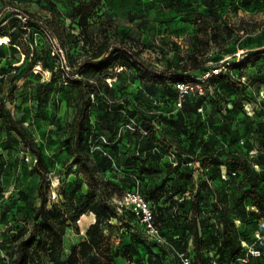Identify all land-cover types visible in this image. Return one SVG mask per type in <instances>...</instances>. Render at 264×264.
Instances as JSON below:
<instances>
[{
  "label": "rangeland",
  "instance_id": "374dc122",
  "mask_svg": "<svg viewBox=\"0 0 264 264\" xmlns=\"http://www.w3.org/2000/svg\"><path fill=\"white\" fill-rule=\"evenodd\" d=\"M73 1L0 0V18L14 17L16 10H22L41 22H50V26L59 32L62 40V49L57 50L58 44L49 38L50 33L47 32L40 38L36 36L35 42L50 67L42 69L38 63L26 65L24 62L12 85L13 68L22 62L23 51L21 48L13 49L15 45H11L7 39V43L0 49V101L46 158L50 182L47 208L56 205L64 214H70L73 202L67 198L72 196L75 184H79L82 192L89 187L97 191L92 182L89 183L77 172L76 157L67 151L73 146L70 135L77 102L76 90L69 79L70 70L89 56L91 40L106 36L113 48L137 54L138 59L151 70L162 72L170 66L179 73L181 70L188 71L190 67L187 58L193 44L190 36L196 30L194 21L207 18L216 27L226 25V28L220 27L217 30L218 40L211 41L208 53L204 56L211 59L221 48L230 50L219 63H224L230 73L238 75L243 86L240 93L251 100L250 103H244L243 112L247 105L253 112L258 107L264 109V84L259 87L257 85L259 79L264 80V55L258 53L264 49V0H219L220 4L211 14L201 6L200 0H103L97 13L89 21L91 37L87 42L76 27L70 26V21L65 17L67 8ZM230 30H233L231 35L228 34ZM4 32L11 34L14 28L5 26ZM67 34H71L72 38L69 39ZM12 35L17 36L25 48L28 46V37L24 38L16 32ZM200 38L203 40L202 35ZM203 44L205 41L202 46ZM112 57L110 66L102 75L112 88L114 97L121 96V102L128 100L131 104L138 105L147 116L159 120L155 123L161 128L162 135L184 154L178 160V170L174 173L167 170L166 165L171 158L164 153L163 147L155 146V157L145 156L140 151L142 142L137 139L140 137L139 129L143 127L137 118L123 108L111 113L112 116L117 115L114 117L117 119L116 135L111 138L102 128L103 113L111 97L101 93L103 99H92L87 130L90 137L88 152L99 167L96 176L104 196L111 202L127 189H135L148 195L156 220L168 229V239L177 245L179 252L189 253L192 248L191 236L189 232L182 233L181 225L175 227L172 224V216L180 214V221L185 222L195 214L192 200L197 198L202 180H207L214 190L222 192L226 189L229 196L234 193V200H238L240 194L236 184L224 185V180L230 176L229 165L222 153H245L247 114L237 110L228 117L232 122L223 125L227 121L223 116L226 106L223 101H231L233 97L226 96L227 90L222 82L218 84L223 94L217 99L220 109L203 100L198 101L196 112L189 108L176 114L173 99L161 97L159 84L139 81L133 65H126L129 61L123 51L114 53ZM210 65L211 63H207L203 69ZM198 73L199 71L195 72ZM193 74L183 72L184 76L192 77ZM73 77L78 78V75L74 72ZM149 93L150 96H147ZM189 100L193 102L195 99ZM230 101H226L228 107H231ZM102 138L111 144L102 142ZM200 138L214 143L219 156L202 155L196 147L191 151L187 150L193 140ZM247 156L255 158L257 150L254 148ZM209 158L218 159L211 162L212 159ZM33 163L34 158L27 144L14 133L7 132L0 119V214L3 236L7 240L11 239L16 230L31 227L32 209L39 206L36 193L38 176L30 174ZM254 169L259 170L257 166ZM231 199L227 203L232 217L235 215V201ZM207 200L211 202L208 196ZM250 210L253 208L247 206L246 213ZM80 218L75 225L65 230L62 259L67 258L74 244L85 239V231L94 221V216L90 213ZM204 218L208 224L202 229L208 230L207 227L214 224L217 226L216 230L225 236L219 214L206 215ZM244 218V222L234 220L233 224L247 251L236 260L227 261L219 258L218 251L212 249L210 264H258L248 250L251 246L261 245L259 242L263 240L264 222L260 219L252 221L247 214ZM211 231L214 229L209 230ZM257 234L260 239L256 237ZM103 236L109 248L117 252L115 264L152 262L148 259V249L139 234L119 220L112 219L104 225ZM1 249L11 252L13 244L8 243ZM169 262H176V259H169ZM41 264H48L43 255ZM259 264H264V260Z\"/></svg>",
  "mask_w": 264,
  "mask_h": 264
},
{
  "label": "trees",
  "instance_id": "16d2710c",
  "mask_svg": "<svg viewBox=\"0 0 264 264\" xmlns=\"http://www.w3.org/2000/svg\"><path fill=\"white\" fill-rule=\"evenodd\" d=\"M102 1L103 0H74L67 8L65 17L70 21L71 27H76L80 31L85 42L91 37V24L89 21L97 13ZM200 1L201 6L205 8L209 14L214 12L220 4L219 0ZM17 11L18 10L15 11L14 15ZM19 11L25 15V22L19 20L15 16L7 18L3 16L0 18V38L7 39L11 45H15L13 49L21 48L23 51L22 62L13 68L11 85L20 74V67L24 62L26 65L38 63L42 69H48L50 67L46 62L45 56L40 52V47L37 42H35L36 36L40 38L41 35H46L48 32L51 34V37L50 34H48L49 38L53 39L58 44L59 48H57V50L62 49V40L59 38V32L50 26V22H41L29 13L22 10ZM53 18L56 19L54 16ZM213 22L216 23L217 20H213ZM193 24L196 30L190 36L193 44L187 58L190 65L188 71L181 70V72L178 73L177 70L175 71V69L170 66L166 67L162 72L153 71L138 59L137 54L126 49L118 50L113 48L106 36L93 41L91 40L89 56L86 60L74 65L73 69L70 70L71 75L69 79L76 90L77 102L74 108L72 131L70 135L73 146L68 148L67 151L71 156L76 157V164L78 166L77 172L82 174L84 179L89 183L92 182V185L96 186L97 191L89 187L85 192H82L79 184H75V190H73L72 196L67 198V200L73 202L71 213L68 215L64 214L56 205H51L50 208H47V190L50 187V182L48 179L49 170L46 158L27 131L20 123L12 118L8 110L4 108L3 102L0 101V119L5 126V130L14 133L23 140L34 158L30 174L38 176L36 193L39 199V206L32 209V216L30 218L31 227L29 229L23 227L16 230L15 234H12L10 240L2 236L0 252H6L4 249H1L2 246L8 245V243L13 244V249L11 252H8L10 253V259L7 264H41L42 255L45 257L48 264H80L81 262H85V264H115L114 260L117 252H113L109 248L103 236V226L112 219H117L121 224L132 227L139 234L148 249V259L152 260L150 264H175V262L168 263L169 259H175L174 251L149 242L136 226L132 214L129 212L119 214L116 211L114 203L104 196L102 186L96 176L97 173H99V167L88 152L90 137L87 134V130L92 99H103L101 93L109 95L111 100L107 102V109L103 113L102 120L104 125H102V128L113 138L116 135L115 123L117 122V119L114 117L117 115L113 114L112 116L111 113L117 112V109L123 108L126 112H129L130 115L137 118L143 127L142 129L146 131L145 136L140 134V137L137 138L138 141L140 140L142 142L140 151L144 152L145 156L148 158L150 156L155 157V146L163 147L164 153L169 157V153L174 155V158H171L170 162L166 165L168 172H176L178 170V168H176L178 166V160L183 156L184 152L178 151V149L162 135L161 128L156 124L159 120L156 121L155 117L147 116L138 105H133L128 100L121 102V96L117 98L114 97L113 90L106 82V78L102 73L110 66L113 60L112 55L118 51H123V55L127 57L129 61L126 65H133L139 75L138 80L152 85L159 84L161 87V97L164 99L172 98L174 103L173 106L175 107V100L177 97L175 85L179 82L196 81L199 76L211 67V65L221 64L219 61L230 52V50L221 48L220 52H216L211 59L204 56L208 53V47L211 41L218 40L217 34L219 31L217 30L220 27V29L226 28V25L216 27L211 23V20L207 18L195 20ZM5 26L14 28V32L18 35H22L24 38L28 37V46L25 48L18 40V37L12 35L14 32L6 34L4 32ZM232 32L233 30H230L228 34L231 35ZM200 35L203 36V40H201ZM67 37L71 39L72 35L67 34ZM203 41H205V44L202 46ZM198 43H200L201 46L198 47ZM1 46L2 45H0V49ZM258 53L264 55V49L260 50ZM207 63H211V65L203 69ZM198 71L199 73L195 74V72ZM74 72L78 75V78L73 77ZM183 72L194 74L192 77L184 76ZM259 76L261 77L262 73H260ZM220 82H222L227 90L226 96L233 97L231 101H223V104H226V106H224L223 116L227 119L223 125H229L232 122V119L228 117H231L237 110L246 114L245 111L243 112V105L244 103H250L251 100L240 93L241 90H243V86L238 75L235 76L233 73H220L202 82L201 84L205 93L204 96H186L181 107L178 109L175 108L177 111L176 114L181 113L182 110L187 111L189 108H191L193 112H196L198 101L203 100H206L209 105H213L214 108L220 109V104L217 100L219 99V95H223L221 94V87L218 86ZM262 84H264V80L259 79L257 84L258 87ZM119 91L120 89H118V92ZM146 95L150 96V93ZM193 98L195 99L193 102L189 100ZM187 100H189V102H187ZM226 101H230L231 107L227 106ZM112 109L114 110L113 112ZM1 111L4 112L2 113ZM245 119L247 125V139L244 141L245 153L237 154L236 152L230 151L222 153L225 157V161L229 165L228 175L230 176L231 173L235 174L234 177H227L226 180H224V185L229 186L230 183L236 184V188L240 194L238 200H234V193L229 196L226 189L222 192L214 190L207 180H202L197 190V198L195 197V199L192 200V208L195 214L185 222L180 221V214L172 216V224L175 225V227L181 225L182 233L189 232L191 236L192 248L188 253L191 264H210V259L213 256L211 253L212 249L218 251V257L221 259L223 258L227 261L236 260L238 256L247 251V248H244L241 244L242 240L239 239V235L233 224L234 220L244 222V216L247 214L251 217L252 221L260 219L264 222V109L259 107L255 108L253 115L251 117L246 115ZM251 136L252 138H250ZM106 143L108 145L110 142ZM194 147H196L202 155H208L210 157L217 155L215 144L201 138L193 140V142L189 144L187 150L191 151ZM254 148L257 150V156L255 158H248V152L252 151ZM114 158H116V156H114ZM209 159H212L211 162H214L218 158ZM173 161L177 163L176 166H173ZM254 166H257L259 170L256 171ZM124 191L137 190L127 189ZM179 192L180 191H175V193ZM139 193L151 203L148 195L141 192ZM221 193H223V195ZM207 196L211 198L210 203L207 200ZM229 198L235 201V215L232 217L230 216L231 211L227 203ZM247 206L254 209L246 213ZM151 208L154 221L159 227L162 235L171 243L173 249L178 251L176 249L177 245L167 237V227L161 226L156 220V213L152 203ZM88 213L94 216V221L86 229L85 239L74 244L67 258L62 259L63 236L66 228L75 225L80 216V219H82L85 217V214ZM216 214L222 217L220 225L225 229V236L219 233V230H216L217 226L214 224H210V226L207 227L208 230L202 229L203 226L205 227L208 224V222L206 224L205 221L207 220L204 217L206 215L214 216ZM211 229H214V231L209 232ZM262 233L263 240L259 242L261 245L253 246L260 253L259 256L255 257L258 264L261 260H264V231H262ZM201 234L206 236V238L203 239ZM257 242L258 240L254 243ZM154 248L157 251V255L155 256L152 254V249ZM0 264H5L1 257Z\"/></svg>",
  "mask_w": 264,
  "mask_h": 264
},
{
  "label": "built area",
  "instance_id": "2783aa9c",
  "mask_svg": "<svg viewBox=\"0 0 264 264\" xmlns=\"http://www.w3.org/2000/svg\"><path fill=\"white\" fill-rule=\"evenodd\" d=\"M15 17L23 22L26 21L25 15L22 14V12L19 10L16 12ZM220 73H230L229 69L224 63H221L219 65H211V67L201 76H199L196 81H186L177 83L175 85V89L177 91V97L175 100L176 109L181 107L182 102L188 95L204 96L205 93L201 83L207 79L219 75ZM245 112L247 116L251 117L253 115V111L250 110V106L248 105L245 106ZM155 127L158 128L157 126ZM139 132L143 136L146 135V131L143 129H139ZM102 142L106 143L104 138H102ZM169 155L170 158H174V155L172 153H169ZM172 163L173 166L177 165L175 161H173ZM230 176L234 177L235 174L231 173ZM53 197H55V195ZM112 202L114 203L116 211L119 214H125L127 212L132 214L136 226L149 242L174 251L176 259L175 264H191L189 254L185 251H175L171 243L162 235L159 227L154 221L151 203L147 201L138 191H124L120 194L118 198H114ZM3 231L4 230L0 221V243L2 242ZM256 237L260 239L258 234ZM248 251L254 257L260 255L259 251L252 246L249 248ZM152 254L154 256L157 255V251L155 248L152 249ZM0 257L2 258L3 262L7 264L10 259V253L0 252Z\"/></svg>",
  "mask_w": 264,
  "mask_h": 264
},
{
  "label": "bare ground",
  "instance_id": "6f19581e",
  "mask_svg": "<svg viewBox=\"0 0 264 264\" xmlns=\"http://www.w3.org/2000/svg\"><path fill=\"white\" fill-rule=\"evenodd\" d=\"M6 43H7V41L4 38H0V45H4Z\"/></svg>",
  "mask_w": 264,
  "mask_h": 264
}]
</instances>
